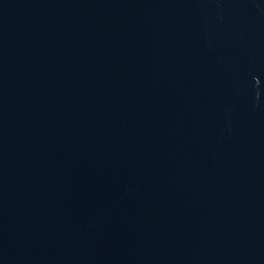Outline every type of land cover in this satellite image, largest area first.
Here are the masks:
<instances>
[{"label": "water", "instance_id": "1", "mask_svg": "<svg viewBox=\"0 0 264 264\" xmlns=\"http://www.w3.org/2000/svg\"><path fill=\"white\" fill-rule=\"evenodd\" d=\"M0 264H264V0H0Z\"/></svg>", "mask_w": 264, "mask_h": 264}]
</instances>
